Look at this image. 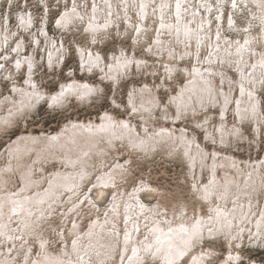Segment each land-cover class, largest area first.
Instances as JSON below:
<instances>
[{
    "label": "rangeland",
    "instance_id": "obj_1",
    "mask_svg": "<svg viewBox=\"0 0 264 264\" xmlns=\"http://www.w3.org/2000/svg\"><path fill=\"white\" fill-rule=\"evenodd\" d=\"M177 3H180L179 10L176 7ZM76 4L77 11L85 17V21L83 23L76 22L71 31H66L57 28L55 20L59 18V14L66 11L65 5H67V9H71V0H43V3L41 0H11V5L8 0H0V17L7 18L0 21V57L8 58L7 60L0 59V64L4 65V68L0 69L1 100L11 96L19 102L21 99L19 90L30 88L31 85H35V87L32 88L29 97L34 96L36 88L39 92L44 91L51 94L60 89L63 83L73 81L74 78L90 81L97 85V89H100L94 96L85 99L69 95L61 104L53 106H50L51 99L43 97L38 100L34 96L26 108H18L19 115L13 124L4 123V121L2 124L1 121L0 171L8 165L11 141L23 131L37 134L50 133L60 129L72 119L99 118L106 110L120 118L130 117L138 128L143 129V115L145 114L131 110L132 105L128 104L129 92L140 91V88L146 84L151 85V89H155L159 95L158 103L167 105L174 99L172 96L179 95L181 88L179 86L187 83L189 77L186 68L191 67L189 69H193L192 72H195V63H200L199 65L205 67L206 70L210 65L212 68L216 67L215 69L221 68L220 73L223 71L227 87L236 85L232 96L241 95L237 89L241 86L240 72L242 71L239 69L244 67L243 71H248L244 77L251 76V84L257 91L253 97L259 103V118L256 121L257 118L254 115L248 114L242 121L240 119L236 121V114L232 111L233 103L230 102L226 121L230 125L239 123L241 130L239 129L237 133L230 131L229 135L224 134L225 143L220 140L222 135L219 131L221 119L219 103H204L198 107L200 113L185 111L182 118L176 121V125L179 128L186 127L190 135L196 136L199 144H203L209 149L218 147L228 153L233 151L242 160L252 161V163L263 162L261 164L264 165V68L260 66V59L264 54V0H236L235 8L232 7V0H76ZM93 4L95 11H93ZM27 13L31 14L33 23L31 28L25 30L19 26L17 17ZM93 16L95 17L93 23L98 27V30L95 33H84L83 28L87 26V21ZM229 18L232 21L231 25L228 22ZM203 20L207 21L203 23ZM105 24L107 27H102ZM189 28L191 33H188ZM41 30L46 35H41ZM217 33H219V37ZM189 35L192 38H187ZM93 36L96 39L95 44H91ZM84 37H87L85 45L70 46L65 43L66 51L64 53H57L52 48L54 42L59 47L61 42L68 39L77 40ZM247 38H250L248 49L243 50L247 64L245 65L243 62L239 64L236 56L239 52L236 51ZM35 41H39V43H35ZM17 44H20V47L16 52H13L12 49L16 48ZM78 47H88L93 53H99L102 58L106 55L107 59H102L99 67L93 68L91 72L86 69L81 71L79 68L80 55L75 51ZM149 49L151 50L149 51ZM49 51L52 52L54 60L58 55H64V62L54 64L51 69L48 68ZM121 51L124 52L125 58L132 62L126 68L119 70L113 68L110 71L107 65L115 64L113 56H120ZM222 54H226V57L232 58L234 61L228 62L229 59L221 57L219 59L218 56H222ZM27 59H31L34 65L30 83L26 82L29 81L25 63ZM16 60L21 61L19 70L15 68ZM85 60H87V56H85ZM255 61H257L256 66L252 67L251 65ZM137 62H140L139 66H137ZM105 69H107V73L104 72ZM166 69H172V71L167 72ZM69 72L72 73L71 78H68ZM211 76L215 77L217 82L222 75L218 73L208 75V77ZM108 77H114V79ZM15 87L19 88L18 92L15 91ZM147 93L150 95L149 91ZM139 96L137 93L134 97V103L138 102V105ZM242 97H246V95L242 94ZM113 100H115V104H113ZM32 102L34 104H31ZM205 106L206 109L200 108ZM139 107L140 105L138 109H140ZM163 110L166 109L159 105L155 109L156 115L149 118L157 117L156 120H153L156 126L162 123L172 125V120L161 122ZM7 113L4 109L0 110L1 118L6 117ZM143 113L148 114L146 111ZM177 115L176 112L175 117ZM223 119L225 120L224 116ZM208 130L211 131V134H208ZM125 146L128 150L130 149L131 153L133 148L127 144L123 145V143H119V147L113 152L118 161L113 164L108 173L112 172L118 162L123 163L122 167L127 170L113 176L116 179L117 187H111V189L124 187L130 194L135 185L139 189L140 182L149 183L156 190H143L146 187H142V200L151 207L156 205L155 209L158 215L164 216L163 223H167V220H180L179 215L182 214L184 217L188 214V219L195 223L199 219L200 209L202 215L210 213L206 206L208 202L203 201L200 193L194 190V186L191 185L193 184L189 175L191 168L184 162V159L180 156L166 155L164 152L150 155L143 152L142 149L136 148V153L132 156L133 164L130 167L131 163H127L128 152L123 149ZM183 156L185 157V154ZM32 158L33 162H36L37 165L42 164L49 172L53 167L57 168L58 166L57 161L49 158H44L40 162L34 160L35 156ZM2 175L11 177L8 172L2 173ZM98 180L99 176L95 177V173H92L84 183H79L80 192L78 195L81 194L79 196L81 199L78 215L74 216L77 214L76 212L73 215L72 207L75 206L68 208V199L71 194L62 202L63 205L53 210L44 211L48 216L45 218H48L49 224L47 228L46 222L43 224L42 227L45 229L42 232L48 238L47 250L50 253L62 252L63 248L67 246L63 241L65 239L69 242L73 236V222L76 219L80 221L84 231L89 229V221L93 217V214L90 213L94 210L93 202L89 197L94 196V203L101 208L100 211L97 209L94 213L101 214L103 209L108 207L116 192L109 191L108 196L101 199L97 194V189L101 188L98 185ZM12 181L14 182L13 189L23 188L20 185V178L12 179ZM108 185L110 187L112 184ZM95 195H98L99 198ZM263 199L264 193L260 191L259 202H256L258 209H264ZM122 211L123 206L120 213L124 218L126 213L124 211L122 213ZM104 213V217H109L112 211L106 210ZM147 214L150 215L149 210ZM256 222L257 220L254 224L251 220L243 222L241 228L238 225L241 233H236L238 231L236 226L234 234L230 231L209 237L204 233L202 238L192 245L188 256L184 258L185 262L182 261V263L191 264V258L197 256L195 253L200 255L201 252L213 254L211 257H206L207 261H211V264H221L223 259H227L229 252H239L244 258L245 264L250 260L264 261V236L257 237ZM125 223L126 221L120 222L123 226ZM253 229L254 231H252ZM120 230L122 232L123 228ZM150 230L152 228L146 229L142 235ZM33 241L37 245L39 239ZM71 244H74L73 240ZM2 250L0 249V255ZM40 250V247L34 248L33 256H38ZM143 256L146 257L143 262L145 264H164L162 261L149 260L151 257L149 253H144ZM25 258L26 253L20 252L18 259H21V264ZM122 259L121 254L118 263H121Z\"/></svg>",
    "mask_w": 264,
    "mask_h": 264
},
{
    "label": "bare ground",
    "instance_id": "obj_2",
    "mask_svg": "<svg viewBox=\"0 0 264 264\" xmlns=\"http://www.w3.org/2000/svg\"><path fill=\"white\" fill-rule=\"evenodd\" d=\"M206 21L203 20L202 22ZM188 33H191L190 28ZM187 38L192 37L189 35ZM247 40L250 41V38ZM238 48L240 51L239 54H236L237 62L239 64L243 62L246 65L247 62L244 59L246 56L243 54V50L248 49V44L241 43ZM220 55L218 58L229 59L226 54ZM227 61L234 60L230 58ZM199 64L195 63V67L193 66L195 72H192L193 69H189L191 67L186 68L189 77L187 83L179 86L181 87L179 95L172 96L174 99L167 105L158 103L159 95L155 89H151V85L146 84L140 88V91L134 92V97L137 93L140 95V109H138V102L134 103V106L139 113L145 114L143 115L144 130L141 127L138 128L130 117L120 118L113 112L106 110L99 118L72 119L60 129L50 133L37 134L23 131L11 141L8 165L0 171V249H3L0 255V264H21V259H18L20 252L26 253V258L22 264H145L143 263L146 258L143 256L144 253L151 255L149 260L164 263V253L168 245L171 243L180 246L184 234L179 230L181 226L191 228L193 224L191 221L193 220L188 219V214L185 217L182 214L179 215L180 220H167V223H163L164 216L158 215L155 209L156 205L151 207L142 200V187H146L143 190H156L145 181L139 183V189L135 185L130 194L124 187L111 189V187H117L116 179L113 176L127 170V168L122 167L123 163L118 162L112 172L108 173V170L118 161L113 152L119 147V143L127 144L133 148L131 153L126 146L123 148L128 152L127 163H131L130 167L133 164L132 156L136 153V148L142 149L143 152L150 155L164 152L166 155L180 156L185 160L184 162L191 168L189 170V175L193 180L191 185L194 186V190L200 193L203 201L208 202L206 206L210 213L202 215L201 209L199 211V220L203 221L202 236L205 233L209 237H213L230 231L234 234L235 228H238V225L241 228L243 222L251 220L254 224L256 220L257 222L260 220V213L264 209H258L256 202H259L260 191L264 193V165L261 164L263 162H256V164L252 161L242 160L233 151L228 153L218 147L209 149L207 146L199 144L196 136L190 135L186 127L179 128L176 125V121L182 118L185 111L200 113L198 107L204 103H219L221 107L219 131L222 135L220 140L225 143L224 134L229 135L230 131L237 133L241 128L239 123L230 125L226 121L230 102L233 103L232 111L236 114V121L238 119L242 121L248 114L254 115L257 121L259 103L253 97L257 91L251 84V76L244 77L245 74H248V71H243L244 67L239 70L242 71L240 72V84L243 85V94L246 97H242L241 92L239 96L238 94L232 96L236 85L227 87L223 71L220 73L221 68L215 69L216 67L212 68L210 65L206 66V70ZM256 64L257 61L250 65L253 67ZM105 70L104 72L107 73V69ZM211 73L221 74V79L216 82L215 77H208ZM73 81L88 83L98 88L97 85L87 80L82 81V79L74 78ZM73 81L65 82L63 85ZM31 84L34 83L31 82ZM240 87L237 88L239 91ZM32 88L19 90L18 87H15V91L18 92L19 90L18 93L21 94L19 102L11 96L5 100L0 99V110L4 109L6 113L8 112L6 117L1 118L0 116L2 124H13L19 115L18 108H26L30 105L29 103L34 96L29 97L28 95L32 93ZM60 89L49 94L44 91L39 92L36 88L34 93H38L40 98L47 97L50 100L51 96L60 92ZM148 91L150 95H147ZM249 93L251 96L248 95ZM226 99L227 103L225 102ZM159 105L166 109L163 110L161 122L172 120V125L162 123L156 126L153 120H156L157 117L149 118L156 115L155 109ZM200 108L206 109L207 107ZM144 111L148 114L143 113ZM176 112L178 115L175 117ZM170 113L172 114L170 115ZM223 116L225 117L224 121L222 120ZM207 132L211 134V131L208 130ZM212 137L217 138L216 136ZM215 140L217 141V139ZM220 146L222 145L220 144ZM34 156V160H39L38 162L44 158L55 160L58 166L57 168L53 167L49 172L42 164L37 165L36 162H33L32 157ZM5 171L11 177L2 175V173H6ZM92 173H95V177L96 175L99 176L97 181L101 187L97 189L99 197L105 199L109 191L116 192L115 197L113 196L108 207H105L101 214L99 212L94 213L95 210L100 211L101 208L94 203V196L89 197L94 205V210L90 213L93 214V217L90 218L89 229L84 231L80 221L76 219L73 222V236L69 242L65 239L63 241L67 246L63 248L62 252L50 253L47 250L48 238L42 232L45 229L42 227L43 224L46 222V228L49 224L48 218H45L48 216L44 211L53 210L63 205L62 202L71 194L68 199V208L75 206L72 207V212L73 215L75 212L77 213L74 216L78 215L81 199L79 197L81 194L78 195L80 192L79 183H84L85 179L89 178ZM18 178L21 179L20 185L23 188L16 190L12 187L14 185L12 179ZM108 184L112 185L109 187ZM95 197L99 198L98 195ZM122 206L124 213H126L124 218L120 213ZM106 210L112 211L109 217L103 216ZM148 210L150 215L147 214ZM121 221H126L125 226L120 224ZM209 227L213 229L211 235L207 231ZM121 228H123L122 232ZM149 228L152 230L142 235V232ZM240 228L236 233H241ZM38 239L39 242L36 245L33 240ZM72 240L74 244H71ZM36 247H40L41 250L39 255L34 257L33 251ZM133 249L136 250L135 255ZM229 253L240 254L239 252ZM121 254L123 259L121 263H118ZM195 254L199 256L198 253ZM223 260L221 264H223ZM250 261L251 264H264V261Z\"/></svg>",
    "mask_w": 264,
    "mask_h": 264
},
{
    "label": "snow or ice",
    "instance_id": "obj_3",
    "mask_svg": "<svg viewBox=\"0 0 264 264\" xmlns=\"http://www.w3.org/2000/svg\"><path fill=\"white\" fill-rule=\"evenodd\" d=\"M9 5H11V0H8ZM41 3H43V0H41ZM72 7L71 9H67L63 13L59 14V18L55 20V24L57 28L64 29L66 31H71L72 27L76 24V22L83 23L85 21V17L81 15L80 12L77 11V4L76 0H71ZM177 10L180 8V4L177 3L176 5ZM232 7H236V0H232ZM93 11H95V5L93 4ZM6 17H0V21L6 20ZM17 19L19 20V26L21 28H24L27 30L28 28L32 27V16L30 13L27 14H21L18 15ZM95 17H91L87 21V26L83 28L84 33H95L98 30V27L93 23V20ZM219 19V17H217ZM229 24L231 25L232 21L231 18H229ZM163 26V25H162ZM102 27H107V24L103 25ZM139 31V29H137ZM41 35H46V33L41 30ZM75 35V33H74ZM217 36L219 37V33H217ZM35 43H39V41H35ZM68 43L70 46L73 45H85L87 43V37H84L82 39L72 40L68 39L65 42H61L60 46L57 47L56 43L54 42L52 44V48L57 53H64L66 50L64 48V44ZM96 39L93 36L91 40V44H95ZM249 43L248 40L244 41V44L247 45ZM20 47V44H17L16 48H13L12 51L16 52L17 49ZM242 47V46H241ZM151 49H149L150 51ZM80 55V65L79 68L81 71L87 70L88 72H91L93 68L99 67L100 62L102 59H107V56L101 57L99 53H93L88 49V47H78L75 49ZM237 51L239 52L240 49L238 48ZM85 56H87V60H85ZM0 59L7 60V57H0ZM64 55H58L57 58L53 59V54L51 51L48 52L47 56V67L53 68L54 64H60L64 62ZM113 60L115 61L114 65H107V67L110 69V71L115 68L116 70H119L121 68H126L128 64H130L132 61L130 59L125 58V54L123 51H121L120 56H113ZM27 65V71L29 75V81H26L30 83V77L33 72V62L31 59H27L25 61ZM140 62H137V66H139ZM256 65H253L255 67ZM260 66L264 68V54L261 56ZM4 65L0 64V69H3ZM15 68L19 70L21 68V61L16 60L15 62ZM167 72H171L172 69H166ZM72 73L69 72L68 78H71ZM109 79H114V77H108ZM33 88L35 85H31ZM100 89H97L93 86H91L88 83H79L77 81H73L72 83H67L65 85H61L60 92L57 93L54 96H51V105H59L61 104L66 96L68 95H75L78 99H85L88 97L94 96L96 93H98ZM241 94L244 93L243 85L240 87ZM34 96H36L37 99H39L38 93H33ZM251 96V93L248 94ZM128 104L132 105L131 110L133 112L137 111L138 109L134 106V91L129 92L128 94ZM227 103V99L225 101ZM113 104H115V100H113ZM118 107V105H117ZM211 219V218H209ZM171 231V229H170ZM181 233L184 234L182 243L180 246H176L173 244H169L167 250L164 253V264H182V261H184V258L188 256L189 250L191 249L192 245L196 242H198L202 238V232H203V221L197 219L195 223L192 224L191 228H185L181 226L180 230ZM208 233L211 235L213 232L212 228L207 229ZM264 236V211L260 213V220L257 222V237ZM41 247H43V244H41ZM135 249H133V254L135 255ZM213 254L211 252H201L199 256H193L191 258V264H206V257H211ZM207 264H211V261H207ZM223 264H245V260L242 257V255L237 254L233 255L229 253L226 260H223ZM248 264H251V261L248 262Z\"/></svg>",
    "mask_w": 264,
    "mask_h": 264
}]
</instances>
